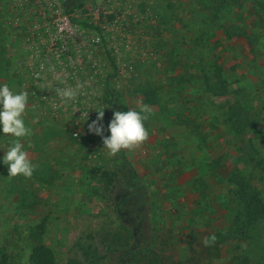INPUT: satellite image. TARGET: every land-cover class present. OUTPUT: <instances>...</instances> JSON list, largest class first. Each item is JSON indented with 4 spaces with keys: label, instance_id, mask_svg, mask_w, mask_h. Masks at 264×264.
<instances>
[{
    "label": "rangeland",
    "instance_id": "obj_1",
    "mask_svg": "<svg viewBox=\"0 0 264 264\" xmlns=\"http://www.w3.org/2000/svg\"><path fill=\"white\" fill-rule=\"evenodd\" d=\"M216 1L0 0V83L29 94L20 142L34 165L26 178L0 164V264H32L38 244L55 264H264V221H241L227 181L240 171L264 198V0ZM202 52L215 83L205 151L199 118L186 122L198 86L181 82ZM76 84L83 94L64 105L53 86ZM108 104L149 106L142 144L106 154L87 124ZM231 113L262 126L235 131ZM7 146L0 137V156Z\"/></svg>",
    "mask_w": 264,
    "mask_h": 264
},
{
    "label": "clouds",
    "instance_id": "obj_2",
    "mask_svg": "<svg viewBox=\"0 0 264 264\" xmlns=\"http://www.w3.org/2000/svg\"><path fill=\"white\" fill-rule=\"evenodd\" d=\"M82 88L81 84H76L74 87L53 86L54 94L64 105L74 102L78 96L82 95ZM28 99L29 94L23 88L17 91L10 88L7 83H0V137L8 141L6 150H3V155L0 156V164L7 166L9 177L17 175L31 177L34 170V165L30 163L20 142L21 138L30 135V129L26 126L24 119ZM107 108H111L112 116L105 129L104 115ZM89 109L93 108L86 109L87 119L82 122L88 120ZM94 110L96 118L87 124V131L100 137L103 145L101 148L106 150L108 156L115 155L121 150H131L147 139L148 131L144 127V121L148 118L147 114L151 112L148 105H142L139 111L117 110L110 104L96 105ZM82 115L83 113L80 112L79 118Z\"/></svg>",
    "mask_w": 264,
    "mask_h": 264
},
{
    "label": "trees",
    "instance_id": "obj_3",
    "mask_svg": "<svg viewBox=\"0 0 264 264\" xmlns=\"http://www.w3.org/2000/svg\"><path fill=\"white\" fill-rule=\"evenodd\" d=\"M220 1H216L215 3H219ZM216 10H219L222 8V4L217 5ZM216 14L217 12L214 11ZM237 28V27H236ZM235 27H231L230 30H234ZM253 45V43H252ZM200 54V53H199ZM209 55L202 52L200 57L198 59H196L195 62H190L189 63V67L188 69H190V73L184 75L183 78H181V82L184 83L183 87L186 85L185 82L186 81H191V84H197L198 88L196 89L198 95V98L195 100V104H193L189 109V113H192V119L190 118V120L186 121V122H190L192 125H194L196 118H199V120L196 122L197 126H196V130L194 132L195 135H197V139L198 141L201 143V149L202 151H205L206 149H212L213 146H211V143L209 145V141L206 140V138L210 137L211 133V125L208 126V122H206V124L202 127L204 131L206 132V134L208 135H202L201 132L199 131V125H202V122H204L205 120H207V116L204 117L203 114L204 113H208V108L205 106L206 101H204V94H206L205 91H207L208 85L213 87V84L215 83H211V81H209V76L207 74H205V58ZM205 74V78H203L200 74L201 73ZM196 73V74H195ZM198 74V75H197ZM196 75V76H195ZM195 77V78H193ZM8 79V77H7ZM9 82L12 80L11 78L8 79ZM224 84H226V81H223ZM11 85H13L14 83H9ZM179 84V83H177ZM199 84V85H198ZM205 85V86H204ZM192 86V85H190ZM202 86V87H200ZM205 88H204V87ZM219 88H223V92H226V86L223 84H220ZM181 92L184 93H188V91H186V89H182ZM147 94V98L148 101L151 102V104H157L159 103L158 101V97L156 92L154 91H148ZM109 103L112 104V101L109 100ZM189 103L187 102H183L182 105L180 104L179 106L182 107V110H184L185 107L188 106ZM188 106V107H189ZM187 113V111H184ZM181 112V114L178 115V117H183V113ZM238 117V121H232L233 118ZM226 120L228 123H230V125L232 123L233 124V128H235V131H238V128H246L248 126L255 128L256 126L260 127L262 126V122L261 119L259 117H257V115H252V117H250V115H242L241 113H231L228 117H226ZM214 128V126L212 127ZM210 130V131H209ZM234 131V130H232ZM220 129H218V133L216 134L217 138L221 137V134L219 133ZM213 133V132H212ZM207 136V137H206ZM235 136V134L233 135ZM208 142V143H207ZM216 144H220V142L216 143ZM200 146H198L200 148ZM229 155H231V153H229ZM213 163V162H212ZM223 163L222 158H217L215 159L214 163L211 166V172H217L219 166H221V164ZM260 166H263V164L261 163V161H259L257 163ZM199 165V163H198ZM242 172L240 171H233L228 177L227 181L229 180V183H231V193L235 196L234 198L237 199V201L239 202V204L241 205V221H243L244 223L246 222H254V221H264V198L262 196V193L260 191V189L258 188V186H255L254 184H252L249 179L241 174ZM125 202H128V199L124 198ZM30 260L32 264H55V258L53 255V252L51 251L50 248H48L47 246L43 245V244H38L36 246L33 247L32 252H31V256H30Z\"/></svg>",
    "mask_w": 264,
    "mask_h": 264
},
{
    "label": "flooded vegetation",
    "instance_id": "obj_4",
    "mask_svg": "<svg viewBox=\"0 0 264 264\" xmlns=\"http://www.w3.org/2000/svg\"><path fill=\"white\" fill-rule=\"evenodd\" d=\"M127 206H129V201L127 202Z\"/></svg>",
    "mask_w": 264,
    "mask_h": 264
}]
</instances>
